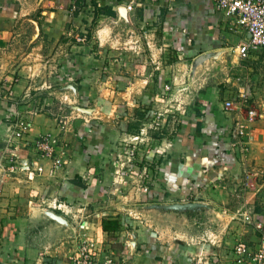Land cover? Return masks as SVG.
<instances>
[{
	"label": "crops",
	"instance_id": "crops-1",
	"mask_svg": "<svg viewBox=\"0 0 264 264\" xmlns=\"http://www.w3.org/2000/svg\"><path fill=\"white\" fill-rule=\"evenodd\" d=\"M229 30L244 32L236 47L246 39L245 30L213 0H0V264H68L81 237L95 241L99 259L111 257V264H167V258H158L163 241L152 232L158 228L139 222L148 213L147 199L166 206L187 200L215 205L208 188L230 194L243 178L242 199H253L252 224L261 225L264 237V96L252 98L256 116L248 123L244 157L231 146L228 131L235 113L223 107L228 97L221 102L198 93L204 103L196 114H180L177 135H149L152 148L145 159L158 161L150 174L152 192H131L140 203L122 207L119 199L127 195L111 196L103 183V174L112 169L103 158L113 147L109 137L134 134L128 125L140 120L135 113L150 103L149 88L156 89L154 101L163 99L166 76L153 47L161 53L170 46L178 57L194 59L224 49ZM83 34L86 41L76 42ZM240 60L264 67V49ZM161 64L166 68L169 63L162 57ZM3 88L13 89V99ZM30 109L41 110L27 114L23 139L8 145L10 120L16 111ZM53 114H60V122ZM41 134H49L64 152L65 164L57 169L34 145ZM45 195L48 209L42 207ZM119 215V229L102 230L103 218ZM76 216L84 222L78 224ZM260 238L251 235L248 243ZM119 241L137 248V255L124 247L118 256L114 244ZM209 257L196 264H208ZM182 259L180 264H194Z\"/></svg>",
	"mask_w": 264,
	"mask_h": 264
},
{
	"label": "rangeland",
	"instance_id": "rangeland-1",
	"mask_svg": "<svg viewBox=\"0 0 264 264\" xmlns=\"http://www.w3.org/2000/svg\"><path fill=\"white\" fill-rule=\"evenodd\" d=\"M226 36L228 39L227 41L223 40L225 42L224 49H220L217 53L212 50L208 53H201L197 60L195 59L198 56L194 59L186 56L178 57L170 46H164L165 49H162L161 53L153 47V58L156 62H160L158 66L166 76V79L162 81L165 92L161 95L163 99L158 102L154 101L152 96L156 89L149 88L147 99L150 100V103L147 101L144 106L140 104L144 110H138L135 113L140 120L131 121V124L138 128L132 129L134 134L131 136H123V134L110 136L109 144H112L113 147L103 157L112 165V169H108L103 174V183L106 181L108 184L105 185V188L114 193H110L111 196L127 195V197L119 199V203L117 202L119 206L131 205V207H135L137 203H140V198L134 201L131 199V194L134 191L140 194L152 192L153 177L151 175L154 174L158 161L145 159L148 157V150L152 148L149 135L160 131H164L167 138H173L174 135H177V128L181 126L180 114L187 116L188 114H196L195 110H199L198 106L201 105V102L196 101L199 100L198 93H208V98H212V100L215 95V99L222 102L225 97L235 94L238 87L244 86L250 89L249 95L252 98L257 94L260 97L264 96V76L261 74L264 72V67L260 63L255 64L247 60H240L235 51L236 44L245 37L244 32L229 30ZM162 57H165L166 62L169 63L166 68L161 64ZM250 66L252 68L248 69ZM147 105L148 108L145 107ZM253 107L251 99L248 109H254ZM67 108L66 105L65 109ZM130 112L129 118H132L133 110ZM243 114L245 117L247 116L246 107L242 110ZM59 115L53 114L58 118L57 122L61 120ZM75 115L77 118L83 119L81 115ZM87 119H89L88 113ZM253 120L249 122V125ZM62 142L65 143V141ZM148 163L152 166H147ZM44 172L41 174L45 177ZM245 182V178L237 181L234 189L229 191L230 194H222L208 188L207 190L212 194L210 199L216 203H214L215 205L199 204L198 207L165 211L166 205L147 199L148 207L145 208V212L148 210V213L145 217L140 215L143 222H139L142 225H146L148 222L146 225L148 228L150 224L158 228V231L152 229V232L157 233L163 241L162 248L159 250L162 252L158 258L160 260L167 258V264H180L183 261L182 257H187L194 260V264H196L198 259L204 260L205 256H210L208 264H234L231 259V250L235 243L238 241L252 242L251 235L256 233L262 236V228L258 229L254 224L243 221L242 213L244 211L250 213L254 206L252 198L248 201L242 199L245 192L243 188H246ZM44 198L45 203L42 204V207L47 208L49 201L46 199L49 197L45 195ZM187 203H193V201L174 202V204L181 205ZM154 205L156 206L152 207ZM122 207H119V210L125 212ZM157 210L161 214L156 213ZM123 216L127 217L128 215L124 214ZM71 217L73 218V216ZM74 218L78 224L85 220L83 219L81 222V216ZM55 220L58 221L56 217ZM113 236L116 237V235ZM126 236L125 234L124 237L127 239ZM124 247L128 249L126 243L124 245L122 241H119L114 244V252H119V256L121 252H125ZM136 249L130 248L126 252L136 256L138 252ZM128 260L131 261L133 258H128ZM136 262H141V259H136Z\"/></svg>",
	"mask_w": 264,
	"mask_h": 264
},
{
	"label": "built area",
	"instance_id": "built-area-1",
	"mask_svg": "<svg viewBox=\"0 0 264 264\" xmlns=\"http://www.w3.org/2000/svg\"><path fill=\"white\" fill-rule=\"evenodd\" d=\"M213 3L219 11L233 18L235 24L246 32V39L236 47V52L240 59H245L250 53H256L264 49V0H213ZM72 10H76L75 4H73ZM75 40L78 43H84L86 36L85 34L78 35ZM165 87L168 88V86ZM3 90L5 96L13 99L12 88H3ZM249 92V88L239 87L235 94L223 102V107L226 111L235 113L233 124L228 133L231 138V146L242 157L245 156L247 150L245 136L248 123L256 116V112L253 109H248L252 99ZM244 107L247 109L246 117L244 114L242 115ZM38 111L34 109L16 111L14 118L10 120V135L5 138L8 145H11L14 140L23 139L30 123L27 116ZM34 145L44 155L52 158L53 169L65 164L63 150L57 149L55 141L52 140L49 134L39 135L34 140ZM10 169L14 170L15 167L12 165ZM242 216L244 222H254L248 211H244ZM256 227L260 229L261 225L257 224ZM100 251L95 241L81 237L75 251L68 256V264H111V257L106 256L102 260L99 259ZM231 259L234 264H264V237L261 236L256 244H250L245 241L236 242L231 250Z\"/></svg>",
	"mask_w": 264,
	"mask_h": 264
},
{
	"label": "trees",
	"instance_id": "trees-1",
	"mask_svg": "<svg viewBox=\"0 0 264 264\" xmlns=\"http://www.w3.org/2000/svg\"><path fill=\"white\" fill-rule=\"evenodd\" d=\"M201 94H204V92H201ZM198 102V99L196 100ZM200 101V99H199ZM202 103H204V101H200ZM199 110H197L198 112ZM135 125V124H134ZM197 130L200 128V124L199 122H197L195 124ZM129 128L133 127L135 129H137L138 127L137 126H133L132 125H128ZM151 137L152 138H155V139H158L160 137H162V135L156 133V132H153L151 134ZM121 220H122V217L119 215V216H116V217H106V218H103L102 221H101V227H102V230L107 232V233H110V232H113V231H116L117 229H119V226L121 224Z\"/></svg>",
	"mask_w": 264,
	"mask_h": 264
},
{
	"label": "water",
	"instance_id": "water-1",
	"mask_svg": "<svg viewBox=\"0 0 264 264\" xmlns=\"http://www.w3.org/2000/svg\"><path fill=\"white\" fill-rule=\"evenodd\" d=\"M193 206H196V204L195 203H187V204H183V205H181V204H172V205H168V206H165L166 208H182V209H184V208H187V207H193Z\"/></svg>",
	"mask_w": 264,
	"mask_h": 264
}]
</instances>
